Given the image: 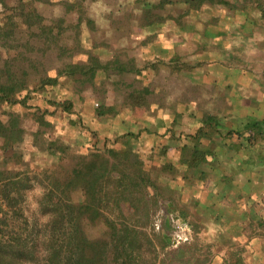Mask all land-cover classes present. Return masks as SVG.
Wrapping results in <instances>:
<instances>
[{"label": "trees", "instance_id": "16d2710c", "mask_svg": "<svg viewBox=\"0 0 264 264\" xmlns=\"http://www.w3.org/2000/svg\"><path fill=\"white\" fill-rule=\"evenodd\" d=\"M106 2L118 38L149 50L164 32L171 47L142 65L117 46L105 59L96 49L113 46L94 35L101 26L87 0H0V264H264V195L251 176L238 179L264 154V88L251 97L239 89L257 65L264 84V0ZM241 38L259 50L244 68ZM189 45L197 57H188ZM163 68L206 70L228 107L184 93L180 109L159 119L157 89L142 75ZM109 83L125 85L121 103L107 101ZM88 98L108 132L86 119ZM27 147L52 164L34 167ZM30 196L46 219L27 222L25 236L7 232L2 215H23ZM160 198L192 226L193 245L166 250L169 222L157 231L151 217Z\"/></svg>", "mask_w": 264, "mask_h": 264}, {"label": "rangeland", "instance_id": "374dc122", "mask_svg": "<svg viewBox=\"0 0 264 264\" xmlns=\"http://www.w3.org/2000/svg\"><path fill=\"white\" fill-rule=\"evenodd\" d=\"M114 1V0H112ZM131 2L133 3L134 0H124V2ZM151 1V0H148ZM153 1V0H152ZM87 4L89 6V11L91 13V15L93 17H95L97 19V22L99 23V25L101 26L100 29L97 32H93L94 35L100 39L104 34L105 36L110 37V41L113 47L110 48H104V47H98L96 49V51H101L102 56L105 59H109L112 58L115 54V48L117 46V49L123 48V49H128L131 54H134L135 56H137L138 62L140 65H142L145 61H144V57H148L149 59L153 58L154 59V55L156 54H161L160 52H164L165 48L167 47H171L172 42H173V37L170 36V34H166L164 32H161L160 35V41H158L153 47H149V50H146L145 46H141L139 44V42L137 40L129 42L128 40V36H122L120 38H118L114 33H113V28L110 24V19L105 17L106 12L110 11V4L108 2H106V0H87ZM2 6L0 7V10H2ZM122 14V12H120ZM105 31V32H103ZM166 31V30H163ZM148 31H144V35L147 34ZM238 32V31H236ZM92 33V34H93ZM240 33V32H238ZM85 35H90V30L89 29H85ZM168 37L170 38H167ZM134 36H136L137 38H139V36L141 37V35L139 34H135ZM89 43V41H88ZM236 43H241L245 45V49H244V53H243V57H244V65H242L241 67H245V66H252L254 63V59L255 56L258 54L259 50L258 47L255 44V40L253 38H249V39H239L236 40ZM177 44V42H176ZM175 45V42H174ZM190 49H188L186 51V53H188V57L189 58H195L197 57V54L194 50V48H192L189 45ZM146 51V52H145ZM146 53L147 56L144 54ZM246 64V65H245ZM257 69L256 70H250L253 71L256 76L254 77H245L244 79L241 80V85L239 86V89L241 91L244 92L245 97L249 96L251 97L252 95L257 94V92H259L260 90H262L264 87L262 85L263 81H261L260 76L262 74L261 69L259 68L260 65H257ZM206 70H203L201 73L199 74H194V75H186V74H182V75H178V74H174L171 73L170 70L168 68H163L162 71L158 74V75H152V70L151 69H147L144 71V75H142V79L144 80V83H147L149 81L153 82V87L157 89L156 92V101L153 104V107L158 108L159 110V115L158 118L159 119H163L166 118L167 116H169L170 114L173 113V109H180L181 107V101H179L183 94H188V96H194L197 101H202L205 104V107L207 108H211L214 110H218L221 111L223 109H225L226 107H228L226 105V101H223V98H225V92L224 89L222 88L221 90H219V92H215L214 88H212L209 84H207L204 80H206L208 77H203V74H205ZM130 80V79H129ZM109 87H110V92L108 94V102H112V103H121L123 100V94L125 92L126 87L124 85V87H122V90H114V87L111 83H109ZM56 93H59L62 97L64 96L63 94L66 93V88H58V90L56 91ZM165 97V105L162 106L160 105V98L161 96ZM93 98H88L86 101V106L84 108L85 114H86V119L92 123V125L94 127H98L100 129H102L103 132H108V127H110V123L107 120H103V119H98L96 118V116L93 115L92 113V108H93V103H92ZM234 104H232L231 107L232 109H237L239 108V105L241 104V102H235V100L233 99ZM243 104V103H242ZM230 108V109H231ZM231 109V110H232ZM233 111V110H232ZM156 111H154L155 113ZM128 117V116H127ZM184 120L186 121V117H183ZM109 124V125H108ZM119 124V123H117ZM61 127H64L63 131H65V133H70L72 132V128H70V126L66 123V122H62L60 124ZM137 130V127L134 126V124H124L121 127L122 131L125 130ZM105 135V134H104ZM102 135V136H104ZM148 142L151 143V139H148ZM137 147L142 148L144 150L145 153H147V151L149 150V146H144L142 142H136ZM30 156H32L33 159V166L34 167H38L41 163H49L52 164L53 162V158L52 157H46L44 154L42 153H33L31 152V147H27ZM1 156V155H0ZM259 158H257V164H255V166H253V168L248 167L246 168V170H244V172L239 173V177L238 179L245 184L248 180V178L251 176L252 180H251V184L253 186H256V188H258L261 192L260 194L264 195V165L260 166L261 164L264 163V154H262L261 156H258ZM258 174V175H257ZM39 185L36 186L35 191L39 192ZM186 195H188L187 197L189 198V192L186 193ZM185 195V197H186ZM192 200V198L190 199ZM260 200V199H259ZM161 208L164 209V213L168 214V200L164 199V198H160L157 207H155L151 213V217H152V222L154 221V219L156 218L157 214L159 211H161ZM176 214V212H174ZM2 217H4V222H3V227L5 228V230L9 233L12 234H20L25 236L26 231L29 229V225H27V222L33 221L32 218H37L40 221H43L46 219V217H44L40 210L38 209V206L35 205L34 200H33V196H30L28 201H27V206H24V214L23 215H16L13 212H10L9 214H3ZM165 222L167 221L166 219L164 220ZM197 221V220H194ZM165 224V223H164ZM163 224V225H164ZM212 229L211 231L213 232V230H215L216 228L211 226ZM163 228V226H162ZM160 229H155L157 231L161 230ZM187 230H189L188 228H186ZM190 231V232H189ZM188 232H186V234L184 235L183 232L180 233H176L174 234V232L172 231V227L169 223V233L172 236V240L171 243L168 245V247L166 248L167 251H175L176 249L180 248L181 246H190L193 245L197 238H195L194 236H192L191 230H189ZM175 235L176 237L174 238L173 235ZM197 236V234H196ZM163 256V253L161 251L160 253V257Z\"/></svg>", "mask_w": 264, "mask_h": 264}, {"label": "built area", "instance_id": "2783aa9c", "mask_svg": "<svg viewBox=\"0 0 264 264\" xmlns=\"http://www.w3.org/2000/svg\"><path fill=\"white\" fill-rule=\"evenodd\" d=\"M1 6L2 5L0 4V7ZM164 212V209L161 208V211L158 212L156 218L154 219L153 224L155 226V229L162 228L165 222L164 220L166 219L170 223L174 234L183 232V234L185 235L186 232L191 230L192 236L195 237V231L193 230L192 226L188 222L182 220V218L179 217L177 213L175 214L174 212L167 211L168 214H165ZM186 228H188L189 230H187ZM173 237L175 238L176 236L173 235Z\"/></svg>", "mask_w": 264, "mask_h": 264}, {"label": "crops", "instance_id": "0c3cea01", "mask_svg": "<svg viewBox=\"0 0 264 264\" xmlns=\"http://www.w3.org/2000/svg\"><path fill=\"white\" fill-rule=\"evenodd\" d=\"M202 200L206 202V196H203Z\"/></svg>", "mask_w": 264, "mask_h": 264}]
</instances>
